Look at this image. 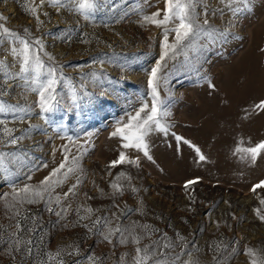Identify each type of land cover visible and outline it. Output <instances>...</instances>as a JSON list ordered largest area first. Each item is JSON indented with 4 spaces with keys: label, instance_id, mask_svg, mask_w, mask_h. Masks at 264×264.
<instances>
[{
    "label": "rangeland",
    "instance_id": "374dc122",
    "mask_svg": "<svg viewBox=\"0 0 264 264\" xmlns=\"http://www.w3.org/2000/svg\"><path fill=\"white\" fill-rule=\"evenodd\" d=\"M25 2L0 0V15L7 17L0 23L21 37L27 38V29L33 38L42 39L45 52L55 57L53 62L39 53L46 69L56 67L63 79L57 84V110L42 114L36 103L37 93L27 91L26 99L21 95L35 86L30 77L27 84L24 77L4 84L5 77L0 73V87L7 91L0 102L30 109L23 122L17 119L23 113L0 114V120L7 122L15 136H26L16 146H0V152L18 153L25 162L23 166H17L20 162L9 164L7 174L0 172V264H22L20 254H8L7 246L14 238L19 217L10 218L13 213L6 210L3 198L11 200L13 189L25 184L39 185L64 159L61 145L65 144L71 148L69 160L73 155L81 157L84 172L70 175L53 195L62 197L77 176L83 183L77 195L62 199V206L68 207L63 219L46 211L43 201L20 208L21 217L36 218L35 224L32 219H21L23 229L34 228L19 234L34 242L29 264L47 260L46 253L54 255L61 249L65 264H74V260L91 252L106 264H114L121 255H135L133 245L113 249L95 235L87 238L83 227L71 226L78 219V207L82 215L84 206L100 209L92 219H113L112 212L119 214L112 201L101 197L97 189L110 192L109 183L122 171L132 177L139 192H126L116 201L120 209L125 204L136 209L120 223L135 221L159 230L151 233V239L145 236L141 247L153 241H171L175 248L169 259L183 253L181 260L191 259L193 264H216L233 247L237 254L229 257L227 264H249L250 258L244 254L246 246L258 250L264 259V222L259 218L264 215V186L252 191L254 185L264 181V150L255 163L243 151L264 142V111L255 108L264 101V0H251L247 8L239 7L235 16L220 0H208L212 8L224 10L223 17L217 12L210 23L219 30L229 29V34L203 35L186 50L187 56L181 53L167 62L158 91L170 112L164 121L170 127L167 135L153 131L146 138L152 161L143 153L122 149L120 139L110 134L118 122H127L143 103L150 105L148 73L159 59L163 29L151 24L141 26L140 21L142 16L158 10L162 18L165 0H111L115 11L104 9L89 20L64 9L57 13L45 4L41 12H47L48 17L40 15L44 21L41 26L25 13ZM172 40L170 35L169 42ZM9 47L8 42L0 45V60L17 73L19 64L6 51ZM101 59L104 64L96 63ZM73 91L76 105L71 100ZM2 129L0 126V132ZM175 136L198 147L206 160L199 161L194 148L177 143ZM68 138L86 151L78 153ZM120 151L133 159L139 156V167L118 165L108 175V165ZM189 181L196 182L186 189ZM120 182L127 186V180ZM85 194L95 198L89 200ZM140 201L144 215H140ZM52 207L59 210L54 203ZM69 245H78L82 256L67 255ZM216 245H221V252L215 250ZM224 245L227 251H223Z\"/></svg>",
    "mask_w": 264,
    "mask_h": 264
},
{
    "label": "snow or ice",
    "instance_id": "6c2138e0",
    "mask_svg": "<svg viewBox=\"0 0 264 264\" xmlns=\"http://www.w3.org/2000/svg\"><path fill=\"white\" fill-rule=\"evenodd\" d=\"M220 2L224 4V7L229 9L233 16L236 15L239 7L247 8L251 4V0H220ZM45 4L55 9L57 13L64 9L70 14L82 16L85 20H89L90 17L104 9L115 11L116 8L115 4H111V0H40L39 4H36L35 0H26L24 11L35 19L38 26L44 24V21L40 19L41 14L48 17L47 12H41ZM234 5L236 7H234ZM197 9H200V11ZM217 12L223 17V8H212L208 0H165L162 18H160L161 12L159 10L150 16H142L140 21L141 26L144 24H151L157 28H162L163 40L160 45L161 51L159 59L148 73L147 86L151 96L150 105L149 103H143L134 115H129L127 122H118L110 134L111 137H118L120 139L122 149H133L137 153H143V157H146L149 161L153 160L152 156L149 154V145L146 138L153 131H159L167 135L170 127L164 122L170 115V112L164 107V102L161 100L158 91L159 82L162 79L161 73L167 67V62L169 60L176 59L181 53L187 56L186 50L193 48L198 43V38L201 36L218 34L221 37H226L229 34V29L225 28L219 30L210 23V17L215 16ZM122 18L123 16H121V19ZM6 20L7 17L0 15V21ZM229 23L231 24L232 21H229ZM25 32L27 33V38L21 37L15 31L6 27L4 23H0V45L8 42L10 47L6 51L16 58L19 64V72L13 73L11 71L12 66L6 64L4 60H0V73H3L5 77L3 81L4 84H7L9 79H16L17 77H24V83L27 84L29 82L28 77H30L31 83L35 86L30 89H25V92H22L21 95L26 99L27 91L30 90L31 92L37 93L38 100L36 103L40 112L42 114H48L56 111L60 104V101L56 98V90L57 84L63 77L62 75L58 76L56 67L48 66L46 69L45 62L39 53H43L47 56L49 61L54 62L55 57L45 52L42 39L33 38L27 29H25ZM170 35H173L171 43L169 42ZM81 42L87 43L88 41L82 40ZM96 63L102 65L105 61L101 59L96 61ZM93 75L95 76L96 74L93 73ZM4 95H7V91L5 88L0 87V97ZM85 95H87V93H85ZM71 100L72 104L76 105L77 96L75 91H73ZM255 108L264 111V101L255 105ZM29 111V108L16 107L0 102V114H12L16 116L18 113H23L24 115L17 116V119L21 122H23ZM41 118L46 120V116H42ZM0 126H3L2 132H0V146H16L18 142L26 138L25 135L15 136L14 130L9 128L7 122L4 120H0ZM68 140L69 143L76 148L78 153L86 151L83 145L77 144L75 141H72L71 138H68ZM175 140L177 143L183 142L189 147L194 148L199 161L206 160L201 150L195 145H192L188 140L180 136H175ZM61 148L63 150L62 154L64 159L56 168L52 169L39 185L31 186L25 184L24 187L18 190L13 189L11 200L7 197L3 198L6 210L13 213V217L10 218L19 217L15 224V232L12 233V237L14 238L11 239V242L7 246L8 254H20L22 256V264H29V259L33 256L34 242L31 239L21 237L19 234L21 231L32 232L34 228L23 229L21 219H32L35 224L36 218L30 216L21 217L20 208L23 207L24 204H36L43 201L46 205V211L54 213L57 217L63 219L68 213V207L62 206V199L67 200L69 196L77 195V189L80 184L83 183L80 176H77L76 182L71 185L67 192L63 193L62 197L59 194L53 195L56 188L63 185L70 175H74L78 172L83 174L84 172L83 168L80 166L81 157L79 155H73L71 160H69L71 148H69L68 144L61 145ZM262 150H264V142L259 143L255 147L244 149L243 151L248 154V158H250L251 162L255 163ZM240 151L241 149H237L238 153ZM24 155H27V153ZM243 158L245 157H242V159ZM139 160V156L133 159L126 154V151H120L118 158L111 161L108 165V175H111V169L118 165L139 167ZM17 162H20V164L17 165ZM154 162L155 161H153V163ZM24 163L22 156L18 153L0 152V172L2 173L7 174L9 172V164L23 166ZM43 166L47 167L46 164ZM29 171H31V169H29ZM28 179H31L30 175ZM122 179L127 180V186L120 182ZM195 182L196 181H189L185 185V188L187 189L190 184ZM262 186H264V181L254 185L252 191L255 192L256 189ZM109 187L111 188L110 192H105L104 189L98 188V193L101 197L112 201V207L119 209V214H117V212H112L111 215L113 219H109L106 216H96L95 219H92L95 213L99 212L100 209L84 206L82 210L85 214L82 215L81 208L78 207L75 210L78 219L71 226L83 227L86 229L87 238H90L91 235H95L99 237L102 243L111 245L113 249L119 246L126 247L129 245L135 247V255L131 258H128L126 255H121L114 264H178V262L179 264H193L191 259L181 260V255L183 253H176L174 257L169 259L175 248V245L171 241L166 243L153 241L152 245L140 246L145 236L151 239V233L158 232V229H152L148 225H140L135 221L129 224L120 223L121 219L127 217L129 212L136 211V209H129L127 204H125L123 209H120L119 204L116 203L126 192L133 195L139 192V189L132 184V177L130 175L123 171L118 173L115 179L109 183ZM85 195L89 200L95 198L87 194ZM53 203L57 205L59 210L52 207ZM261 203L264 204V200H261ZM140 215H144L142 201H140ZM259 218L264 222V215L259 216ZM82 221H90V223H81ZM68 226V224L64 225V227ZM137 229H140V232H137ZM179 239L183 241L184 238L179 237ZM69 248L71 251H68L67 255L82 256L78 245H69ZM165 249L169 251H165ZM215 250L218 253L221 252V245H216ZM223 251H227V245L223 246ZM63 253L64 249L59 250L54 255L52 253H46L48 257L47 260H33L32 264H53V262L54 264H65L62 258ZM236 254L237 249L233 247L231 251L228 252V256L223 260H217L216 264H227V259ZM244 254L250 258L249 264H264V259L260 258L258 250L246 246ZM190 255L189 253V256ZM13 260H15V256H13ZM74 264H106V261L97 257L94 252H91L86 257L82 256L81 259L74 260Z\"/></svg>",
    "mask_w": 264,
    "mask_h": 264
}]
</instances>
